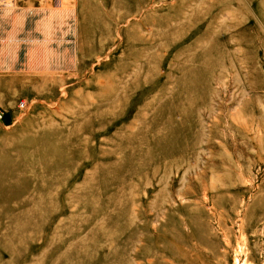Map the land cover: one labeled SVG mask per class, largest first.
Listing matches in <instances>:
<instances>
[{"label": "rangeland", "instance_id": "rangeland-1", "mask_svg": "<svg viewBox=\"0 0 264 264\" xmlns=\"http://www.w3.org/2000/svg\"><path fill=\"white\" fill-rule=\"evenodd\" d=\"M0 112V264H264V0H16Z\"/></svg>", "mask_w": 264, "mask_h": 264}, {"label": "built area", "instance_id": "built-area-1", "mask_svg": "<svg viewBox=\"0 0 264 264\" xmlns=\"http://www.w3.org/2000/svg\"><path fill=\"white\" fill-rule=\"evenodd\" d=\"M16 0H0V7H3V6H6V5H10V4H13ZM25 103L24 102H21L20 103V106H24ZM3 117V112H0V118Z\"/></svg>", "mask_w": 264, "mask_h": 264}, {"label": "bare ground", "instance_id": "bare-ground-1", "mask_svg": "<svg viewBox=\"0 0 264 264\" xmlns=\"http://www.w3.org/2000/svg\"><path fill=\"white\" fill-rule=\"evenodd\" d=\"M262 234V233H261ZM245 246V245H244ZM242 248V247H241ZM244 261V260H243Z\"/></svg>", "mask_w": 264, "mask_h": 264}]
</instances>
